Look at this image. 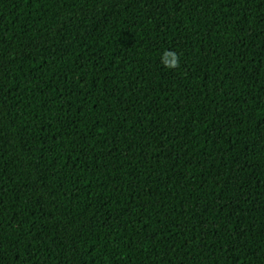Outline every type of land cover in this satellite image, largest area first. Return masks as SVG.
<instances>
[{"label":"trees","instance_id":"obj_1","mask_svg":"<svg viewBox=\"0 0 264 264\" xmlns=\"http://www.w3.org/2000/svg\"><path fill=\"white\" fill-rule=\"evenodd\" d=\"M0 264H264V0H0Z\"/></svg>","mask_w":264,"mask_h":264},{"label":"clouds","instance_id":"obj_2","mask_svg":"<svg viewBox=\"0 0 264 264\" xmlns=\"http://www.w3.org/2000/svg\"><path fill=\"white\" fill-rule=\"evenodd\" d=\"M180 57L173 51H165L162 56V63L168 69H178L180 67Z\"/></svg>","mask_w":264,"mask_h":264}]
</instances>
